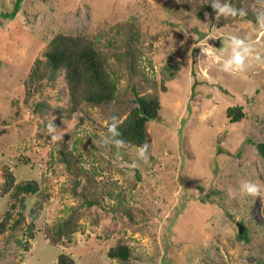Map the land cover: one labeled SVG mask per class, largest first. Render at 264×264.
Masks as SVG:
<instances>
[{
  "label": "rangeland",
  "instance_id": "1",
  "mask_svg": "<svg viewBox=\"0 0 264 264\" xmlns=\"http://www.w3.org/2000/svg\"><path fill=\"white\" fill-rule=\"evenodd\" d=\"M213 2L246 15L217 18ZM259 13L264 0H0V167L17 181L39 182L26 198V219L13 228L23 207L3 194L0 170V220L11 212L0 264H56L61 252L77 264H263L238 237L244 216L264 244V158L249 141L264 140ZM58 31L92 38L119 90L115 100L84 103L74 114L62 72L44 120L26 103L23 82ZM232 36L251 37L261 60L225 71ZM170 63L179 65L173 75ZM153 92L164 106L148 123L141 155L107 127L126 117L137 94ZM232 104H244L248 116L231 122ZM245 180L259 193L241 191ZM63 219L77 230L56 243L46 229ZM120 237L133 247L130 260L108 254Z\"/></svg>",
  "mask_w": 264,
  "mask_h": 264
},
{
  "label": "trees",
  "instance_id": "2",
  "mask_svg": "<svg viewBox=\"0 0 264 264\" xmlns=\"http://www.w3.org/2000/svg\"><path fill=\"white\" fill-rule=\"evenodd\" d=\"M204 8L209 11L212 5L204 4ZM213 10L218 11L219 9L213 8ZM200 14H203V12L200 11ZM129 52L131 53L130 49ZM168 66L171 75L174 74L173 68L179 67L177 63H170ZM62 72L68 87L70 111L74 114H77L84 103L100 105L113 101L117 97L118 81L112 74L108 58L96 46L94 40L84 34L58 31L53 34L45 48L34 59L23 82L25 101L31 106L32 112L37 117L45 120L46 116L53 110L54 106L50 101L52 94L49 93L52 90L55 91L54 88ZM163 87L166 89L165 85ZM47 90L48 93H46ZM134 101L135 104L126 117L109 125L107 130L110 136L141 147L150 139L149 121L151 119H161V110L164 104L157 92L137 94ZM226 114L231 122L242 121L248 116L244 104L229 105ZM249 141L256 144L259 154L264 158V140L249 139ZM0 170L4 176V182L1 185L3 194L11 193V196L16 198L17 201L19 200L23 207L19 210L18 218L12 223L13 228H17L26 219V213L24 212L26 198L33 193H37L39 182L36 179L17 181V175L6 165H1ZM16 202H13L12 205L16 206ZM10 217L11 212L8 209L5 217L0 220V232L5 229ZM37 217V214H32V219ZM241 221L246 227L243 228L244 232L243 229L240 232L239 227L238 237L244 242L249 253L264 264V244L259 237H256V230L244 222L246 221L244 216ZM65 223H68L67 219H63L61 222L58 221L56 227H47V237L59 243L63 237L77 230V227H70ZM34 226V221H31L28 225V232L31 237L37 234ZM17 241L21 245H27V240L22 237H17ZM108 254L121 261L130 260L133 255V247L124 238L120 237L118 242L109 248ZM56 264H77V261L69 253L61 252L58 255Z\"/></svg>",
  "mask_w": 264,
  "mask_h": 264
},
{
  "label": "clouds",
  "instance_id": "3",
  "mask_svg": "<svg viewBox=\"0 0 264 264\" xmlns=\"http://www.w3.org/2000/svg\"><path fill=\"white\" fill-rule=\"evenodd\" d=\"M213 7L218 8L219 12L217 13V18L219 14L223 13L225 15H246L244 9H236L231 2L225 6H221L219 3L213 2ZM257 22L261 27H264V13H259L257 16ZM232 55L227 60L223 61L222 67L225 71L228 72H242L247 64L251 61L252 58H255L257 61L261 60L259 53H254V46L251 43V37L248 40L243 38L232 36L231 37ZM51 128V125H49ZM58 136H53L52 139H58ZM146 147V146H145ZM140 154L144 155V147H141ZM241 191L249 194H258L260 191V186L251 181L245 180L241 184Z\"/></svg>",
  "mask_w": 264,
  "mask_h": 264
},
{
  "label": "water",
  "instance_id": "4",
  "mask_svg": "<svg viewBox=\"0 0 264 264\" xmlns=\"http://www.w3.org/2000/svg\"><path fill=\"white\" fill-rule=\"evenodd\" d=\"M239 225H240V232H242L244 225L242 223H239Z\"/></svg>",
  "mask_w": 264,
  "mask_h": 264
}]
</instances>
